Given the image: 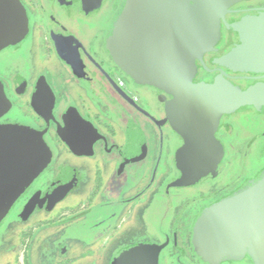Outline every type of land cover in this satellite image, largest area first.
Instances as JSON below:
<instances>
[{"label": "flooded vegetation", "instance_id": "obj_1", "mask_svg": "<svg viewBox=\"0 0 264 264\" xmlns=\"http://www.w3.org/2000/svg\"><path fill=\"white\" fill-rule=\"evenodd\" d=\"M126 1L21 0L26 35L0 49V89L7 102L0 124L44 130L52 156L12 206V222L36 225L35 238L51 233L63 246L90 237L101 243L98 258L104 264L144 244L164 245L160 264H209L194 249L195 224L204 208L264 174V101L226 112L215 132L224 146L217 169L177 185L184 140L168 108L175 94L138 81L112 53L110 41ZM263 18L264 0L232 4L220 21L215 49L204 55L205 65L198 62L194 82L224 79L231 85L228 93L264 82V72L221 63L246 49L248 22ZM62 226L78 232L59 235ZM114 243L118 247L105 257ZM34 259L27 254L25 264ZM221 264L254 263L245 257Z\"/></svg>", "mask_w": 264, "mask_h": 264}, {"label": "water", "instance_id": "obj_2", "mask_svg": "<svg viewBox=\"0 0 264 264\" xmlns=\"http://www.w3.org/2000/svg\"><path fill=\"white\" fill-rule=\"evenodd\" d=\"M237 1L127 0L110 41L114 59L135 79L175 94L168 108L171 123L184 140L176 159L181 172L177 185L195 183L217 169L224 146L215 132L226 112L264 101V82L236 87L232 93L224 79L194 82L198 62L205 65L204 55L218 41L220 21ZM247 25L249 45L221 63L264 72V18ZM27 28L21 0H0V49L21 40ZM6 107L0 89V114ZM44 132L19 123L0 124V222L51 160ZM64 194L62 187L60 198ZM193 245L209 264L245 257L264 264V177L205 210L195 224ZM163 248L136 246L112 264H160Z\"/></svg>", "mask_w": 264, "mask_h": 264}, {"label": "rangeland", "instance_id": "obj_3", "mask_svg": "<svg viewBox=\"0 0 264 264\" xmlns=\"http://www.w3.org/2000/svg\"><path fill=\"white\" fill-rule=\"evenodd\" d=\"M120 6L122 7L123 5ZM121 7H119L120 10ZM88 173L91 178L92 172L90 169H88ZM261 177H264V174ZM261 177H259V179ZM220 201L216 202L215 204L219 203ZM215 204L204 208L201 214ZM12 213L13 211L10 209L8 214L0 222V264H25V256L27 254H32L35 256V259L33 260L34 264H41L38 258H42L45 264H104L103 257L98 258V249L101 243L91 242L92 239H90V237L85 239L83 242L78 238V240L73 238L64 242L66 247L67 245L70 246L67 249L68 252H65L66 248L63 246L61 239L56 240L55 235H51L50 232V234L46 233L44 238L41 236L40 238H35L34 234L36 233V225L30 227L29 224L25 222H12ZM61 218L62 217L60 215L55 221L57 222ZM66 231L72 235L77 234L78 232L73 226L68 228L62 226L58 231V234L60 235V232L64 233ZM116 247H118V244H112L111 247L108 248L105 257L111 256V254H113V250ZM89 252H91L90 255ZM115 259L116 258L112 259V262Z\"/></svg>", "mask_w": 264, "mask_h": 264}]
</instances>
